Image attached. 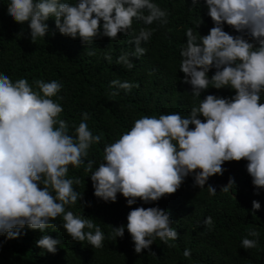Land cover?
<instances>
[{
    "label": "clouds",
    "instance_id": "9594fccd",
    "mask_svg": "<svg viewBox=\"0 0 264 264\" xmlns=\"http://www.w3.org/2000/svg\"><path fill=\"white\" fill-rule=\"evenodd\" d=\"M189 11L205 8L203 19L213 24L201 35L203 19L187 27L180 48L179 72L185 91L193 98L186 115L178 112L142 115L103 148V160L97 165L88 159L92 146L102 134H94L88 112L81 113L78 124L61 118L59 103L63 83L59 80L26 77L13 81L0 73V235L17 239L27 227L46 233L62 218L66 234L72 240L92 248L104 246L105 233L94 218L70 210L79 201L90 207L83 194L74 188L81 184L69 169L90 173L94 196L104 202H116L121 194L130 208L137 200L145 204L174 194L190 176L186 189H207L210 196L231 191L235 196L247 190L246 174L259 194L264 189V0H189ZM8 15L18 24L27 23L30 41L55 35V29L71 39L79 38L85 49L97 38L111 41L120 35H132L134 50L119 55L117 65L132 69V57L147 54L143 44L150 42L157 28H166L171 12L155 0H10ZM140 24L136 32L133 24ZM224 26H227L224 28ZM170 32L171 29H168ZM23 29L18 36H23ZM110 46V45H109ZM89 56L95 55L88 51ZM105 60L112 62L110 51ZM110 95H119L139 83L112 80ZM209 88H226L227 97L202 93ZM183 188V186H182ZM121 210L127 224L111 226L110 240L123 238L125 228L131 235L134 251L147 249L158 238L179 239L170 212L156 207ZM261 208L252 201V215ZM207 231L214 227L213 217L203 221ZM249 237H252L251 239ZM260 233L248 231L241 240L245 250L258 247ZM60 240L44 234L36 246L55 254ZM183 255L191 258V250Z\"/></svg>",
    "mask_w": 264,
    "mask_h": 264
},
{
    "label": "trees",
    "instance_id": "16d2710c",
    "mask_svg": "<svg viewBox=\"0 0 264 264\" xmlns=\"http://www.w3.org/2000/svg\"><path fill=\"white\" fill-rule=\"evenodd\" d=\"M9 2L0 0V73L13 81L21 77H26L30 83L35 79L61 81L64 86L59 93L64 97L59 101L64 109L61 118L78 124L81 113L88 112L92 117L89 127L94 134L103 135L102 141L89 152L88 159L95 160L97 165L103 160L104 145L130 130L140 116L174 112L186 115L189 112L194 101L185 92L191 91L190 86L182 83L184 74L179 72V50L184 46V31L198 23L204 7L198 5L199 11H189V0H155L171 12L170 23L166 28L151 26L157 30L150 42L142 45L148 52L139 59L132 57L134 67L129 70L117 65L116 59L134 50L129 42L132 35L121 33L112 41L107 37L97 38L94 45L85 49L79 38L74 40L61 35L50 19V31L55 35H48L45 40L39 38L34 44L28 37L27 23L18 24L8 15ZM203 26L199 27L201 35H206L213 24L203 19ZM140 27L134 22L136 32ZM22 29L24 35L18 36ZM88 51H94L95 55L89 56ZM106 51H110L111 63L104 58ZM115 79L139 83V88L128 93L120 89L119 95L113 97L110 92L115 89H110L109 84ZM207 94L227 97L226 88H209L201 98ZM89 175L83 166L70 167L69 176L81 179V184L74 188L91 205L82 210L78 201L70 210L94 218L105 233L104 246L96 249L86 241L72 240L62 227V218H57L53 222L55 227L47 229L46 233L25 227L17 239L9 240L0 235V264H264V189L257 194L248 172L245 177L247 190L236 196L235 191L234 194L225 193L220 192V188L215 196H210L205 188L188 190L186 185L191 181L188 176L174 194L147 204L138 199L131 208L158 206L169 211L174 222L172 226L179 234L178 240L169 241L174 247L157 238L151 245L156 255L149 254L147 249L136 254L126 228L122 239L107 238L112 231L110 225L126 226L127 216H123L121 210L127 201L121 194L117 195L116 202L96 198ZM253 200L261 204L255 216L252 215ZM131 208L126 205L125 210L129 213ZM208 216L214 220L211 231H207L203 223ZM252 229L260 233L259 244L257 248L245 250L241 240ZM44 234L60 240L55 254L36 246V241ZM185 248L191 250V258L184 257Z\"/></svg>",
    "mask_w": 264,
    "mask_h": 264
}]
</instances>
